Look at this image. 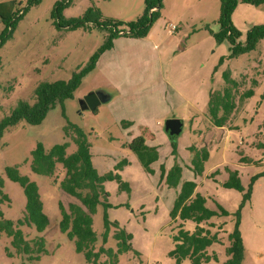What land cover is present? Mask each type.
Segmentation results:
<instances>
[{"label": "rangeland", "instance_id": "obj_1", "mask_svg": "<svg viewBox=\"0 0 264 264\" xmlns=\"http://www.w3.org/2000/svg\"><path fill=\"white\" fill-rule=\"evenodd\" d=\"M9 1H16L14 13L23 15L11 36L0 45V121L20 101L33 104V94L40 83L72 79L111 33H127L129 24L138 21L146 10L145 0L0 3ZM69 2L61 12L63 19H78L93 9L100 16L101 26L86 23L69 29L61 25L55 16L56 6ZM192 5L202 8L201 19L194 24L181 20ZM220 10L221 0H162L159 17L145 39L121 37L115 47V60L84 77L73 99L57 105L39 125L22 121L5 131L0 141V179L10 203L0 206L4 219L18 223L27 203L23 188L7 176L10 168L38 185L50 224L43 233L33 226L21 228L27 239L42 237L45 241L46 253L37 261L8 257L6 248L11 239L1 236L0 264H88L85 255L76 252L74 241L60 230V204L68 207L76 201L59 186L65 177L62 165L58 164L56 179L33 171L38 144L50 151L65 143L68 154L77 151L75 134L66 132L69 126L78 127L87 135L98 172L119 174L128 186L121 191L117 181L105 182L110 207L100 205L93 216L98 247L103 244L106 216L133 236L134 251L120 256L119 264H175L169 253L175 249L173 230L178 223L172 220L171 212L187 181L198 185L197 193L207 199V208L219 214L210 223L222 225L225 234H231L239 222L244 244L241 264H264V40L255 50L231 58L228 42L215 38L221 31ZM232 21L241 34L240 42H244L253 27L264 26V5L241 3ZM174 23L181 25L170 36L168 27ZM5 30L0 19V39ZM180 44L185 48L181 49ZM111 49L106 51L108 56ZM120 69H128L120 77L135 82V89L102 104L96 112L81 111L80 100L106 85L116 71H123ZM228 72L241 84L237 96L248 90H253L254 95L242 104L238 99L232 121L222 131L204 115L207 117L211 92L222 89L224 74ZM169 119L185 122L181 136L173 141L165 131ZM139 137L158 148L160 160L150 166L153 173L145 170L128 147ZM203 152L207 153L206 159ZM195 161L201 163L200 175L194 170ZM176 165L183 168L182 178L178 187H171L166 176L162 179L161 167L168 174ZM233 177L239 180L242 191L224 186ZM219 208L227 215H222ZM195 227V223L188 222L184 229L192 232ZM114 232L111 227L107 248H116ZM222 237L216 252L225 255L228 239ZM183 263L191 264L189 260Z\"/></svg>", "mask_w": 264, "mask_h": 264}, {"label": "trees", "instance_id": "obj_2", "mask_svg": "<svg viewBox=\"0 0 264 264\" xmlns=\"http://www.w3.org/2000/svg\"><path fill=\"white\" fill-rule=\"evenodd\" d=\"M146 10L144 15L136 22L129 24V31L122 35L119 31L111 33L102 47L93 55L89 63L77 73H74L69 81L43 82L40 83L33 94L34 103L20 101L9 115L0 121V141L6 130L25 121L29 125H39L47 117L48 113L54 110L57 105L75 97L76 92L82 84V80L93 72L101 56L113 47V42L119 36L130 38H145L151 29L154 20L159 17L162 0H145ZM251 4L256 7L264 5V0H221L219 23L221 31L215 34L218 42H228L231 58L238 57L255 50L259 43L264 40V26H255L247 34L244 42H240L241 34L237 31L232 21V16L239 4ZM70 4H58L55 16L60 20L61 25L69 29H77L86 23H94L99 26V15L93 9H89L81 18L65 20L62 11ZM16 1L0 3V19L5 25V35L0 39L2 45L13 33L15 25L22 15H16L14 10ZM108 25H110L108 23ZM111 26L114 27L112 24ZM116 27V26H115ZM225 85L220 91L211 92L208 106V115L212 125L218 128L227 127L232 121L234 112L240 104L253 97L254 91L248 90L237 96L241 84L232 77L230 72L224 74ZM75 134L73 138L77 151L74 154L67 153V144L55 145L50 151H46L42 144H38L35 152L33 171L42 176L57 178L58 164L62 165L65 171L64 179L59 183L61 190L76 201L71 202L68 207L60 204L61 222L60 230L68 235V238L75 243L77 253L86 257L88 264H119L122 255L134 251L133 236L118 223H111L105 217L106 232L102 236V245L98 247V235L94 231L93 216L97 213L98 207L103 205L109 208V193L105 190L104 184L107 181H117L120 190L128 189L123 183L119 174L108 173L101 175L95 168L92 161L91 145L88 142L85 132L75 126L67 128ZM128 147L138 156L142 166L149 173H153L150 166L160 160V154L156 147L146 144L143 137L134 139ZM261 147H264L262 145ZM203 158L207 153L203 152ZM199 158V156L197 157ZM200 162H194V170L200 175L202 170ZM162 179L166 176V182L171 187H178L182 178L183 168L176 165L166 174L164 166L161 167ZM8 178L18 183L24 190L26 196V208L23 217L14 224L4 219L0 210V238L6 235L11 239L10 245L6 248V254L10 258L24 257L27 261H37L40 255L46 253L44 239L26 238L22 227H35L38 233L47 230L50 224L49 217L44 212L38 185L27 177L20 176L15 170H7ZM226 188L243 190L238 179L231 178L225 183ZM197 184L187 181L182 184L180 193L171 212L174 223L179 224L174 228L173 240L175 249L169 253V257L175 260V264H183L189 260L191 264H241L244 257V244L239 231V222L235 230L229 235L230 246L226 250V261L218 257L217 252L212 250L214 244H219V234L222 226L210 223L211 219L219 214L207 208V199L196 192ZM10 198L4 193V182L0 179V206L9 204ZM222 215L227 213L219 208ZM188 222L195 223L194 231H186L185 225ZM114 227L113 238L117 241L116 248H107L110 228ZM213 230H217L215 233Z\"/></svg>", "mask_w": 264, "mask_h": 264}, {"label": "crops", "instance_id": "obj_3", "mask_svg": "<svg viewBox=\"0 0 264 264\" xmlns=\"http://www.w3.org/2000/svg\"><path fill=\"white\" fill-rule=\"evenodd\" d=\"M201 11H202V8H201V6L200 5H192V6H190L188 9H187V11L185 12V14L181 17L182 19V21H186V20H188V21H190V23L191 24H194L195 22H197L199 19H201ZM177 24H179V23H177ZM181 24H179V26H180ZM190 25H188V27H189ZM170 36H172V35H170ZM121 37H124V36H119L118 37V39H116V40H114V47L110 50V54H111V56H108L109 54H107V53H109V51L108 52H106V53H104L102 56H101V58H100V60L98 61V64H97V68L95 69V70H97V69H100V70H103L105 67H107V65H109V63L112 61V60H115V56H114V53H115V51H116V44H118V43H120L122 40V38ZM126 39H128V38H126ZM135 39V38H134ZM143 39H145V38H143ZM166 48H167V46H168V42H166ZM179 47L182 49V48H185V46L183 45V44H180L179 45ZM106 55V56H105ZM104 59H107V61H106V63L105 64H102L103 63V60ZM118 69V68H117ZM120 70H123V71H121V72H119L118 73V71H116V73H115V75H114V77H112L111 78V80H110V78H109V80H108V83L106 84V85H101L100 87H98V89H103V90H105L106 92H108L109 94H110V96H111V99H110V101L109 102H111V101H113L115 98H117V97H120V96H122L123 95V93H125V92H127V91H132V90H134L135 89V82H133V81H126L125 79H123V78H121L120 77V75L122 74V73H126L127 71H128V69H120ZM113 71V69L111 70V72ZM121 73V74H120ZM97 89V90H98ZM204 117H205V119H207V121H209V123L212 125V123H211V121H210V117H209V115L207 114V117H206V115H204ZM214 128H217V129H221L222 131H224L225 129H228L227 127H222V128H218V127H215V126H213ZM202 134L200 135V139H201V142L203 141V139H202ZM146 144L148 145V146H150V147H152L151 145H149L148 143H147V141H146ZM158 149V148H157ZM91 154H92V152H91ZM92 161H93V154H92ZM94 164V163H93ZM95 166V165H94ZM96 168V167H95ZM98 171V170H97ZM100 174V173H99ZM197 189H198V185H197ZM197 189H196V192H197ZM178 224H179V222H177ZM177 224V225H178ZM176 225V226H177ZM218 226H222V225H218ZM217 231V230H216ZM215 231V232H216ZM215 232H213V233H215ZM222 235H225L226 236V238L228 239V246H227V248L230 246V240H229V235L230 234H225V232H224V228H223V226H222V230L220 231V234H219V240H222ZM216 245H219V244H214L213 246L214 247H212L211 249L212 250H215V251H217V247H216ZM227 250V249H226ZM225 253H226V251H225ZM217 255H218V257L219 258H221L222 260H223V262H225L226 261V259H227V257H226V254L225 255H222V254H218V252H217ZM184 264V263H183Z\"/></svg>", "mask_w": 264, "mask_h": 264}, {"label": "water", "instance_id": "obj_4", "mask_svg": "<svg viewBox=\"0 0 264 264\" xmlns=\"http://www.w3.org/2000/svg\"><path fill=\"white\" fill-rule=\"evenodd\" d=\"M110 99L111 96L108 92L98 89L80 100V109L81 111L90 110L91 112H96L102 104L109 102ZM184 127L185 122L183 119H169L165 122V131L172 141L181 136Z\"/></svg>", "mask_w": 264, "mask_h": 264}, {"label": "built area", "instance_id": "obj_5", "mask_svg": "<svg viewBox=\"0 0 264 264\" xmlns=\"http://www.w3.org/2000/svg\"><path fill=\"white\" fill-rule=\"evenodd\" d=\"M178 28H179V24H177V23L171 24V25L168 27V32H169V34H170V35H174V34H176Z\"/></svg>", "mask_w": 264, "mask_h": 264}]
</instances>
